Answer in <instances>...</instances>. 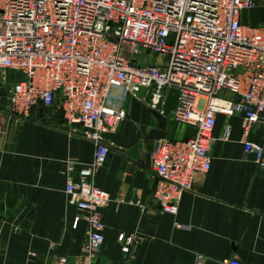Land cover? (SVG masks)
Segmentation results:
<instances>
[{
    "label": "built area",
    "instance_id": "built-area-1",
    "mask_svg": "<svg viewBox=\"0 0 264 264\" xmlns=\"http://www.w3.org/2000/svg\"><path fill=\"white\" fill-rule=\"evenodd\" d=\"M253 5V0H0V95L6 110L24 116L40 105L59 112L65 124H78L94 143L91 161L63 188L67 203L86 222L79 264H91L103 241L100 212L109 198L92 178L109 150L104 134L114 132L125 116V94L143 86L146 106L160 111L166 89L174 87L178 100L170 115L194 127L183 140L161 139L151 155L156 179L151 202L170 216L194 175L209 167L216 113L241 114L243 134L252 124L264 131V29L240 22V13ZM5 71L20 77L8 78ZM220 89L235 99H217ZM227 135L225 127L222 139ZM243 149L264 178V140L243 142ZM139 240L135 234L120 237L121 252L131 259Z\"/></svg>",
    "mask_w": 264,
    "mask_h": 264
},
{
    "label": "crops",
    "instance_id": "crops-1",
    "mask_svg": "<svg viewBox=\"0 0 264 264\" xmlns=\"http://www.w3.org/2000/svg\"><path fill=\"white\" fill-rule=\"evenodd\" d=\"M253 2L240 22L264 29V0ZM216 98L232 101L235 95L220 89ZM4 104L0 95V264H56L60 258L79 264L86 222L67 203L63 188L91 161L94 143L78 124H65L59 112L39 105L16 116ZM121 105L125 116L114 132L104 134L109 150L92 178L109 202L100 212L103 241L91 264H196L197 258L199 264L230 259L264 264V178L243 149V142H263L260 126L252 124L243 134L241 114L216 113L209 167L194 175L170 216L150 198L156 180L151 155L161 139L146 134L156 118L145 98L125 94ZM193 131L169 114L162 139L183 140ZM131 234L140 240L129 259L120 237Z\"/></svg>",
    "mask_w": 264,
    "mask_h": 264
},
{
    "label": "water",
    "instance_id": "water-1",
    "mask_svg": "<svg viewBox=\"0 0 264 264\" xmlns=\"http://www.w3.org/2000/svg\"><path fill=\"white\" fill-rule=\"evenodd\" d=\"M145 92V88L143 86H138V88L132 91L133 95L142 98ZM178 98V90L174 87H168L165 91V95L163 97L160 111L150 109L152 115L156 118V127L150 129L149 132L146 134L147 138L150 139H162L165 137V124H166V117L171 113V111L177 105ZM24 224V221H22Z\"/></svg>",
    "mask_w": 264,
    "mask_h": 264
},
{
    "label": "rangeland",
    "instance_id": "rangeland-1",
    "mask_svg": "<svg viewBox=\"0 0 264 264\" xmlns=\"http://www.w3.org/2000/svg\"><path fill=\"white\" fill-rule=\"evenodd\" d=\"M263 25H264V24H263ZM123 49H124V51H126V48H125V47H124ZM133 57H135V56H133ZM146 58H147V56L145 55V56H144V59H146ZM153 59H154V56H151V57H150V60L152 61ZM5 74H6L7 77L10 76V73H9L8 71H5ZM11 75H15L17 78L20 77V73L17 72V71H11ZM8 80H9V79H8Z\"/></svg>",
    "mask_w": 264,
    "mask_h": 264
},
{
    "label": "trees",
    "instance_id": "trees-1",
    "mask_svg": "<svg viewBox=\"0 0 264 264\" xmlns=\"http://www.w3.org/2000/svg\"><path fill=\"white\" fill-rule=\"evenodd\" d=\"M9 72V71H8ZM10 73V76L8 77V78H10L11 77V72H9Z\"/></svg>",
    "mask_w": 264,
    "mask_h": 264
}]
</instances>
